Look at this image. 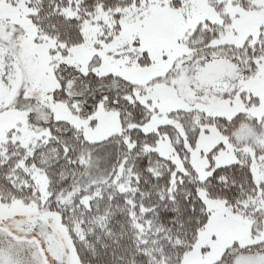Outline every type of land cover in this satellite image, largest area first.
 <instances>
[{"label": "snow or ice", "instance_id": "snow-or-ice-1", "mask_svg": "<svg viewBox=\"0 0 264 264\" xmlns=\"http://www.w3.org/2000/svg\"><path fill=\"white\" fill-rule=\"evenodd\" d=\"M0 264H264V0H0Z\"/></svg>", "mask_w": 264, "mask_h": 264}]
</instances>
